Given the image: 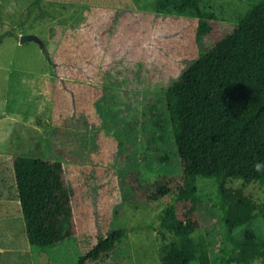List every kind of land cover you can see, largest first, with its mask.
I'll return each instance as SVG.
<instances>
[{"label": "trees", "instance_id": "16d2710c", "mask_svg": "<svg viewBox=\"0 0 264 264\" xmlns=\"http://www.w3.org/2000/svg\"><path fill=\"white\" fill-rule=\"evenodd\" d=\"M155 12L93 6L82 25L90 47L104 50L103 71L117 62L148 63L172 77L165 102L180 173L160 175L149 186L128 171L120 183L131 191L130 201L135 205L164 201L159 225L175 240L162 252L161 264H252L264 258V238L251 229L239 239L233 233L256 217L259 206L241 188L227 185L233 181L264 185V170L254 169L255 163H264V0L229 30L203 10L200 0H157ZM115 18L119 24L113 28ZM58 40L43 50L56 76L59 61L53 56ZM50 87L56 132L61 130V118L78 114L84 116L87 127L100 125L96 103L105 94L102 87L57 78ZM96 141L97 161L107 160L121 144L105 132L99 133ZM12 165L28 245H53L66 222L74 234L76 218L67 194L70 179L63 163L15 155ZM200 178L218 186L217 206L225 235L216 252L198 245L192 237L202 228ZM127 231L120 227L96 236L74 264L99 262L127 238ZM159 233L164 235L161 230Z\"/></svg>", "mask_w": 264, "mask_h": 264}, {"label": "rangeland", "instance_id": "374dc122", "mask_svg": "<svg viewBox=\"0 0 264 264\" xmlns=\"http://www.w3.org/2000/svg\"><path fill=\"white\" fill-rule=\"evenodd\" d=\"M156 1L41 0L35 4L34 0H0V264H74L96 236L120 227L128 229L127 238L94 264H161L162 252L175 240L159 225L164 201L135 205L120 178L133 171L143 185L150 186L160 175L180 173L165 102L172 77L148 63L117 62L103 71L104 50L90 47L82 27L93 6L155 14ZM259 1L200 0L203 10L211 12L224 30L231 29ZM118 24L115 18L113 28ZM27 34L35 35L43 46L35 41L20 43V36ZM56 40L59 45L53 57L59 61V76L43 53ZM205 45L210 43L205 40ZM55 78L104 89L96 103L99 126L87 127L84 116L78 114L61 118V130L56 132L50 87ZM102 132L121 144L107 160L97 161L96 140ZM15 155L63 163L70 179L67 194L76 218L74 234L66 222L53 245H28L14 181ZM197 186L202 228L192 237L198 245L216 252L225 235L217 206L218 186L203 178ZM227 186L241 188L259 206L256 217L237 228L234 238H242L248 229L264 238V185L233 181ZM252 264H264V258Z\"/></svg>", "mask_w": 264, "mask_h": 264}, {"label": "water", "instance_id": "95a60500", "mask_svg": "<svg viewBox=\"0 0 264 264\" xmlns=\"http://www.w3.org/2000/svg\"><path fill=\"white\" fill-rule=\"evenodd\" d=\"M25 41H35V42H38L40 46H43L42 41L39 40L35 35L27 34V35L20 36L19 42L23 43Z\"/></svg>", "mask_w": 264, "mask_h": 264}, {"label": "clouds", "instance_id": "9594fccd", "mask_svg": "<svg viewBox=\"0 0 264 264\" xmlns=\"http://www.w3.org/2000/svg\"><path fill=\"white\" fill-rule=\"evenodd\" d=\"M254 169L259 172L261 170H264V163L257 162L254 164Z\"/></svg>", "mask_w": 264, "mask_h": 264}]
</instances>
